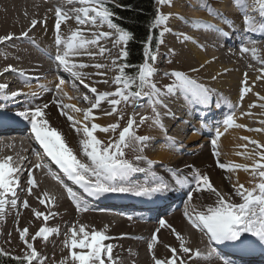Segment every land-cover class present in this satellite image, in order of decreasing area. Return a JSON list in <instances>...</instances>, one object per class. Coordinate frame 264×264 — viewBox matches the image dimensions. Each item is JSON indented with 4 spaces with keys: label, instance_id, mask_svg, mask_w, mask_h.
<instances>
[{
    "label": "bare ground",
    "instance_id": "6f19581e",
    "mask_svg": "<svg viewBox=\"0 0 264 264\" xmlns=\"http://www.w3.org/2000/svg\"><path fill=\"white\" fill-rule=\"evenodd\" d=\"M245 2L247 5L248 2H251L248 5V15L253 18L254 26L258 27L259 6L254 3V0H245ZM204 4L210 5L213 13L222 14L226 22L216 18L209 11L203 10ZM57 7L67 12L71 17L61 26V35L65 38L78 27L83 28L86 37L93 32H110L112 34L110 39H101V46L109 50L104 56L97 55L93 60L89 59L87 55H83L70 57V61L105 64L106 67L103 69L97 70L94 67H88L78 69V71L85 74L87 77L85 83L96 87L98 93L113 92L114 84L109 85L111 77H113L110 75L115 70L112 60L125 48L114 44L117 34L113 33L105 24L103 26L98 24L95 28H92L91 25H77L76 13L72 12V9L81 7V5L78 3L69 4L68 0H0V37L13 36V39L0 43V84L8 85L7 91L3 93L6 96L10 97L13 91L23 93L15 100H0V106H6L4 111L0 112V120L5 118H9V121L17 120L32 132L28 120L16 117L14 113L34 111L40 107L45 112L44 119L49 122V126L61 133L67 145L73 149L77 159L88 164L90 162L82 154L79 143L83 139L82 132L77 134V130L68 121L67 115H61V108L57 107V104L72 105L81 109L79 113L69 108H64L63 111L83 122V114L91 108L92 103L95 102V96L88 89L86 92L74 94L66 81L60 91L56 90L55 86L60 79H56L55 75L63 69L58 67L54 59L57 52L63 50V45L58 49L55 44L54 14ZM166 11L173 19L168 28L166 43L168 48L163 53L165 67L170 69L169 73L181 71L210 89V99L207 105L193 103L190 99L186 100L180 93L165 98L167 108L159 109L164 131L155 125L151 130L147 129L145 134L151 139L142 152H136V156L141 155L143 160H136L134 164L145 168V172L135 174L132 178L133 182L147 185L151 181L163 180L165 183H169L174 190L160 195L156 202L162 203L164 208L174 202H176L175 205L182 202L179 209L164 217L166 224L171 227L160 228L159 223L147 225L143 222L133 221L121 223L116 227L111 217L98 214L90 209L77 211L65 191V185L69 186L66 178V180H62L63 184L59 182L65 188L63 191L61 186L54 181V176L47 177L34 170L32 174L36 187L32 189V194L28 193L27 176L20 181L17 187L19 191L16 197L17 206L13 207L9 203L6 210L0 213L1 250L8 255H24L26 249L19 238L18 229L28 228L29 240L34 244L40 258L44 260V264H61V261L63 264H72L69 250L64 247V241L70 236L69 230L72 227H76L78 230L80 225H84L89 232L92 230L104 231L110 237L105 243L113 246V260H106V264H154L153 255L161 260L171 257L169 246L178 250V257L183 258L186 264H222L220 259L214 258L215 250L209 244L208 237L203 232L194 229L185 218L186 209L187 213L194 215L196 212L205 211L208 205L215 206L216 196L206 190L197 191L194 183L185 185L181 189L175 185L172 174L178 172L182 177H187L189 181H192L193 175L197 172L200 175H207L217 191L226 200L233 203L241 202L240 198L234 194V185L243 184L246 188H252L254 178L250 171H227L220 168L218 163L239 164L251 168L255 161H259V156L254 155L248 145L251 144L250 140L260 143L264 139L262 133L251 130L264 128V125L260 123L261 120H264V107L259 106L264 104V100H260L257 95L264 96V72H262L264 69V46L259 47V43L264 40V35L256 32L257 37L254 39L256 44L248 47V53L241 54V50L236 47L233 50L226 47L229 44L228 38L225 39L213 30L202 26H193L190 23L202 21L208 25H214L226 33L229 38L237 33L241 34V31L245 29L243 13L235 6L234 0H175L173 8L169 7ZM34 20L37 23L35 27H32ZM24 32L28 33L27 37L22 35ZM185 36L188 37L187 40L184 39ZM239 37L241 36L239 35ZM252 49L256 50L257 59L252 58ZM90 50L96 52L97 48L92 46ZM242 65L245 67L243 68ZM9 66L15 71L5 72L4 69ZM246 68L249 69V72ZM193 69H197V71ZM97 71L106 74L89 76ZM20 72H23L24 75H19ZM245 74H247V87L251 91L246 93L241 100L240 92L245 87L242 83L245 80ZM105 80L108 83H104ZM80 85L83 86L82 83ZM165 86L167 83L162 85V89H165ZM33 93L36 95H32ZM85 96L88 97V100L83 99ZM80 103H83L85 107ZM137 104L142 105V102ZM44 105H47V108H43ZM250 105L256 106L250 107ZM139 107L134 110L137 115L130 118L136 119L141 114L143 107L141 106V110ZM110 110L111 106L108 101H103L99 108L92 109L94 119L88 121V126L90 127L91 123H96L101 127H107L115 123L114 116L120 113L106 115L105 113ZM225 110H229V112L222 113ZM165 112L169 114L165 115ZM221 113L222 119L218 116ZM233 113L235 123L243 127H232L225 130L222 121L227 115ZM249 113L250 115H248ZM198 117L200 118L196 119ZM214 120L217 122H213ZM187 126L194 127L188 134V137L190 135L191 137L188 141L186 140V146L182 147L184 144L182 139ZM217 128L222 134L217 139L214 148L211 141L216 138ZM165 132L167 137L175 141L176 145L169 147L165 144ZM94 135L105 143L114 134L97 131ZM244 137H247L248 140H245ZM21 139L27 141L26 137ZM23 141L0 143V159L11 156L15 166L23 170L29 162V160L23 162L26 160ZM195 143L198 145L192 146ZM214 151L218 153V156L213 154ZM248 156H252V158H246ZM44 157L46 161H50L46 155ZM148 162L152 164L151 169L148 168ZM26 174L28 175V171ZM73 186L78 193L84 194L79 186L75 184ZM189 191L192 193L191 201L187 200ZM38 197H46V205H41L38 202ZM102 197L112 199L113 202L120 204L122 201H116L115 198H140L128 193H111ZM88 198H86L87 201L91 202L92 200ZM10 199L11 196L8 197L9 201ZM100 199L101 197H99ZM25 200L29 204L28 208L23 207ZM104 205L114 206L111 205V202L104 203ZM148 206L150 209H156L159 205L150 203ZM33 210L48 215V220L45 222L43 216L36 218ZM41 227L58 229V233L50 234L47 241L42 238L31 240V237L35 236ZM158 228L160 229L156 233L158 242L150 252L148 243L151 242V237ZM173 228L180 234L185 246L192 249L189 256H193L198 250L203 257H207L211 251L213 258L210 260L196 259L193 256L192 259H188L182 252H179L180 241L176 239V234L172 231ZM40 244H42V248H38ZM75 251H79V249ZM221 253L225 254V252ZM239 255H232L233 258L230 254V258L237 261V264H264L259 263L260 260L264 261V248L260 246L258 249L244 254L242 258L239 257L241 259L236 257Z\"/></svg>",
    "mask_w": 264,
    "mask_h": 264
},
{
    "label": "snow or ice",
    "instance_id": "6c2138e0",
    "mask_svg": "<svg viewBox=\"0 0 264 264\" xmlns=\"http://www.w3.org/2000/svg\"><path fill=\"white\" fill-rule=\"evenodd\" d=\"M69 4L78 3L81 7L73 8L72 12L76 13L75 21L77 25L85 26L91 25L95 28L98 24L103 26L107 25L109 29L115 30L117 39L114 44H127L132 39V34L122 27L118 26L113 22L112 17L114 13L107 7L108 0H68ZM161 6H171V0H156ZM254 3L258 5V15L260 20L257 22L258 27L254 26L253 18L248 15V5L245 0H234L235 6L242 11L243 19L245 23L246 32H259L264 35V0H254ZM203 10L209 11L210 14L216 18L221 19L223 22L225 18L220 13H213L211 6L204 4ZM54 29H55V44L59 49L63 45L62 52L58 51L54 59L58 64V67H62L65 71L69 72L71 76L79 80L83 86L88 89L95 96V102L92 103L91 108L84 112L83 122L76 120L73 115L67 114L63 111L64 108H69L72 111L79 113L81 109L75 108L72 105L57 104V107L61 108V115H67V119L71 122L72 127L77 130V134L82 132L83 139H81L80 147L82 154L87 157L90 163H82L77 156L74 154L73 149L70 148L60 132L55 128L49 126V122L44 119L45 112L42 108L37 107L34 111H17L14 113L16 117L28 120L31 125V131L34 135L35 141L43 149V153L54 163L57 168L62 172L68 180L72 181L73 184L79 186L83 190L84 194L88 197L99 198L109 193H128L137 197H148L152 198L156 195H163L168 191L174 190L169 183H165L163 180L151 181L147 185L136 184L132 178L137 173L145 172V168L139 167L133 162H130L125 158L124 149L133 148L137 152H142L143 148L150 141L149 136H138L135 134V126L137 121L134 118H130L127 125L120 129L118 123H112L107 127H101L96 123H91L88 126V121L94 119L92 109L99 108L100 104L107 100L111 106V110L106 112V115H112L117 112L118 106L124 102L129 101L135 102L147 98V101L152 110V117L142 116L139 124L145 123L147 120L152 119L153 124L158 127L161 131H164V126L161 121V113L159 108H167L165 98L180 93L186 100L190 99L193 103L207 105L210 99V89L204 85L198 83L196 80L190 78L181 71H172L166 73V76L174 78L170 85L165 86V89L158 88L152 81V77L155 75V69L153 67L157 57L151 51L150 43L146 44L145 48V62L139 67L137 73L127 74L125 68L131 67L130 65L124 64L123 66L117 67V61L113 60L112 64L117 67L119 75H117L112 81L116 85V90L113 92L98 93L96 87L90 86L85 83L87 78L85 74L78 69H84L88 67H94L97 70L106 67L102 63L85 64L71 62L70 57H78L87 55L89 59H95L97 55L104 56L109 50L101 46V39H110V32H93L90 36H85L82 27H78L76 30L71 31L70 35L66 38L61 35V26L71 17L61 8L57 7L54 14ZM170 19V15H165L159 10L156 11L154 18L151 22L152 28H157L161 25H165L164 31H168L166 24ZM37 21L32 22V27H35ZM46 23V21H45ZM193 26H202L209 30L217 32L220 36L225 39L229 38L226 33L221 29L216 28L214 25H208L202 21L190 22ZM163 32L161 36H163ZM27 37L28 33L22 34ZM13 39L12 35L0 37V43L6 40ZM184 39H188L187 36ZM162 42V41H161ZM92 46L97 48L96 52L90 50ZM241 52L248 53L247 47H241ZM120 57L126 60L127 51H121ZM252 58L257 59L256 50L252 49ZM151 61L152 63H150ZM15 71L11 66L4 69L7 71ZM197 71V69H193ZM264 71V69H262ZM106 73L97 71L96 73L89 74L103 76ZM19 75L23 76L24 73L20 72ZM247 74H245V80L242 82L245 87L240 92V99L242 100L246 93L251 91L247 87ZM108 83L107 80L103 81ZM65 84L64 79H60L56 84V90L60 91L61 86ZM8 85L0 84V100H15L16 97L23 95L19 91H13L9 96L4 95L7 91ZM135 89V90H133ZM32 95H36L33 93ZM260 100H264V96H259ZM110 97H115L109 99ZM84 100H88V97H83ZM137 106H142L137 104ZM256 105H250L255 107ZM264 107V104L259 105ZM6 106H0V112L4 111ZM43 108H47L44 105ZM169 113L165 112V115ZM250 115V113L248 114ZM120 119H123L121 116ZM260 123L264 125V120ZM222 125L225 130L228 128H240L242 125L236 124L234 120V113L227 115ZM118 132V138L115 134ZM253 131L261 132L264 128L251 129ZM97 131L104 133H113V138L104 144L99 140L94 133ZM219 128L216 129V138L211 143L215 148L217 139L221 136ZM166 140L165 144L169 147L175 145V141L167 137L165 132ZM248 140L247 137H244ZM249 143L255 145L253 153L259 156V161H255L251 168L245 165L239 164H224L218 163V166L227 171H250L253 178L258 177L259 182L256 183L252 188H246L243 184L234 185V194L241 200L240 203H233L224 198L217 189L210 182V178L207 175H200L198 172L193 175L192 181H189L187 177H182L178 172H174L173 179L177 187L183 189L185 185L195 184L197 191H208L216 196L215 206H206L205 211L196 212L194 215L185 213V218L191 224V226L203 232L207 237L210 245H223L225 246V254H222L217 248L215 250V257L222 261V264H237V261L230 258V254H246L253 251L257 246L264 248V152L259 149L264 148V145L259 144L255 140H250ZM214 155L218 156V153L214 151ZM246 158H252L248 156ZM136 160H143L141 155L136 156ZM36 169L42 167L37 164L34 166ZM193 167V166H189ZM148 168H152L151 162H148ZM21 168L15 166L13 157L9 156L4 159H0V213L6 210V206L10 203L13 207L17 206L16 199V188L19 186L18 174L21 172ZM60 183V177L55 176ZM28 193L32 194V189L36 187L33 179L32 170H28L27 179ZM68 198L74 204L77 211H88L89 208L87 203L83 200H78L76 193L71 187L65 185ZM12 199L9 201L8 197ZM38 202L41 205H46V197H38ZM192 193H187V200L191 201ZM23 207L28 208L29 204L27 200L23 202ZM36 218L43 216L46 222L49 218L48 215H44L41 212L33 210ZM131 219V217H129ZM160 228L171 227L167 225L165 220L160 219L158 221ZM159 228L153 233L151 242L148 243V250L153 251L154 246L158 242L156 233L159 232ZM19 238L25 245V253L23 256H11L12 260H15L17 264H33L36 261L37 264H44V260L40 258L39 253L34 247V244L29 240V230L24 228L18 229ZM70 236L65 239L64 247L69 250L72 264H106L107 261L113 260V246L106 244L105 241L110 239L104 231L92 230L89 232L86 226L80 225L77 230L76 227H72L70 230ZM173 233L176 234V239L180 241L179 252H182L188 259H192L193 256L196 259H212L213 252H209L207 257H203L202 254L197 250L193 256L188 254L192 252V249L185 246V243L176 230L172 229ZM53 232L58 233V229H50L48 227H41L31 237V240L36 238H42L47 241L50 234ZM79 249V251H75ZM171 257L167 260H161L153 255L154 264H186L183 258L178 257V250L169 246ZM8 255L3 250H0V256ZM63 264V261H61Z\"/></svg>",
    "mask_w": 264,
    "mask_h": 264
},
{
    "label": "trees",
    "instance_id": "16d2710c",
    "mask_svg": "<svg viewBox=\"0 0 264 264\" xmlns=\"http://www.w3.org/2000/svg\"><path fill=\"white\" fill-rule=\"evenodd\" d=\"M157 4L156 0H114V3H107V7L114 13L113 22L132 34V39L125 45L127 58L121 62L122 65L131 66L125 68L127 74L137 73L145 62L147 43H150L154 55L159 50L161 33L158 27H151ZM0 264H17V262L9 257L0 256Z\"/></svg>",
    "mask_w": 264,
    "mask_h": 264
},
{
    "label": "rangeland",
    "instance_id": "374dc122",
    "mask_svg": "<svg viewBox=\"0 0 264 264\" xmlns=\"http://www.w3.org/2000/svg\"><path fill=\"white\" fill-rule=\"evenodd\" d=\"M174 1L175 0H171V6H169V5H164V6H161V5H159V4H157L156 5V10H159L160 12H162L163 14H165V15H170L169 14V12H167L166 11V9H168L169 7L170 8H173V5H174ZM108 3H114V0H108ZM249 4H251V2L249 3L248 2V5ZM172 19H173V17L170 15V19L167 21V24H166V27H167V29L169 28V24H170V22L172 21ZM244 20V19H243ZM106 25V24H105ZM107 26V25H106ZM238 28V27H237ZM164 29H165V25H161V26H159L158 27V30H159V32L160 33H164L163 34V36H161L162 37V39H161V45H160V47H161V49H160V47H159V50H158V52H157V54H156V57H157V59H156V61L154 62V64H153V67H154V69H155V75L152 77V81L156 84V86L158 87V88H161L162 89V85L164 84V83H167V85H170L171 84V82H172V80L174 79V78H172V77H169V76H166L165 74L166 73H169V71H170V69H168V67H165V65H164V62H165V59L163 58V53H165L166 51H167V48L168 47H166L167 46V37H168V31H164ZM240 29V28H239ZM113 33H115V30H113V29H110ZM115 41V40H114ZM120 48H122V46H124V48H125V44H117ZM261 45V46H260ZM262 46H264V40L263 41H261L260 43H259V47H262ZM123 50V49H122ZM125 50V49H124ZM123 50V51H124ZM164 51V52H163ZM121 53V52H120ZM119 53V54H120ZM115 55L114 56V59L113 60H116L117 59V67H119V66H123L122 65V60L124 59V58H122V57H120V55ZM241 54H243V53H241ZM112 60V61H113ZM119 61V62H118ZM163 63V64H162ZM247 66V65H246ZM242 67L244 68L245 66L244 65H242ZM242 67H241V69H242ZM114 69L116 70H114L113 72H115V73H111V75L110 76H113V77H111L112 79H114L117 75H119V72H118V70H117V68L116 67H114ZM246 70H248V72H249V69L248 68H246ZM247 72V71H246ZM262 72H264V71H262ZM112 79L110 80V83H109V85L111 84H113L111 81H112ZM224 80V79H223ZM224 83V82H223ZM113 88V91L114 90H116V85L114 84L113 86H112ZM82 90H84L85 92H86V88H82ZM163 90V89H162ZM74 94H76L74 91H72ZM88 92V91H87ZM175 96V95H174ZM113 98H115V97H112L111 99H113ZM139 102H142V107H143V109H142V107L140 106L139 107V110H141V114L139 115V116H137L136 117V121H137V125L135 126V134L136 135H138V136H142V135H144L148 130H151V128H152V126L154 125L153 124V122H152V119H149V120H147L145 123H143V124H139V121H140V119H141V117L142 116H147V117H149V118H151V116L153 115V113H152V110H151V107H150V105H149V103H148V101H147V98H145V99H143V100H138V101H135V102H132V101H129L128 103H124V102H122L121 104H120V106H118V110H117V112L116 113H120V114H117L116 116H114V119H115V123H118L119 125H120V129L122 130V128L123 127H125L126 125H127V122H128V120L130 119V117H135V115H137L136 114V112H134V110L138 107H136V104L137 103H139ZM80 105L81 106H84L85 107V105H83V103H80ZM140 105V104H139ZM160 109V108H159ZM158 109V110H159ZM149 112V113H148ZM116 113H114V114H116ZM143 113V114H142ZM121 115H122V117H123V119H120V117H121ZM219 116V115H218ZM197 119V118H196ZM213 122H216V121H213ZM196 123H197V121H196ZM193 124V123H192ZM193 128V126H187L186 128H185V134L183 135V142H184V144H182V147H183V145L184 146H186L185 145V143L189 140V138L191 137V135H190V137H188V134L189 133H191V131H189V129L190 128ZM148 129V130H147ZM118 132H119V130L117 131V133L115 134V136L118 138ZM246 133H248V134H250L249 132H246ZM262 133V135H263V137H264V131H262V132H260V134ZM187 134V135H186ZM147 134H145L144 136H146ZM253 135V134H252ZM113 138V135H112V137L110 138V139H112ZM187 140V141H186ZM182 142V143H183ZM108 142H105L104 144H107ZM261 143V145H264V139L260 142ZM259 143V144H260ZM200 144V143H199ZM159 145V144H158ZM175 145H176V143H175ZM195 145H198L197 143H195V144H192V146H195ZM209 145V144H208ZM190 146V148H192V146L191 145H189ZM200 146V145H199ZM248 147H250L249 148V150H251V152L253 151V149L255 148V146L253 147L251 144H249L248 145ZM124 151H125V158L126 159H128L130 162H135L136 161V152L137 151H135L133 148H127V149H124ZM259 151H262V152H264V148H262V149H259ZM239 154V153H238ZM254 181H253V184H252V187L256 184V183H258L259 182V178L258 177H256V178H254L253 179ZM1 245H2V242H1V240H0V250H1ZM38 248H42V244H40V245H38ZM6 257H11V256H13V255H5ZM23 256V255H22ZM33 264H37V262L36 261H33Z\"/></svg>",
    "mask_w": 264,
    "mask_h": 264
}]
</instances>
